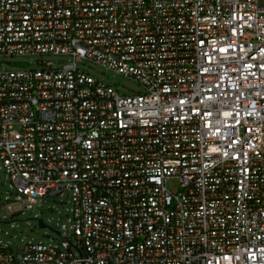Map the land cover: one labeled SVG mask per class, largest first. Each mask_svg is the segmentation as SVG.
<instances>
[{
    "label": "built area",
    "instance_id": "1",
    "mask_svg": "<svg viewBox=\"0 0 264 264\" xmlns=\"http://www.w3.org/2000/svg\"><path fill=\"white\" fill-rule=\"evenodd\" d=\"M4 57L0 176L65 220L0 264H264V0H0Z\"/></svg>",
    "mask_w": 264,
    "mask_h": 264
},
{
    "label": "rangeland",
    "instance_id": "2",
    "mask_svg": "<svg viewBox=\"0 0 264 264\" xmlns=\"http://www.w3.org/2000/svg\"><path fill=\"white\" fill-rule=\"evenodd\" d=\"M52 59V58H49ZM32 58L12 57L0 58V69L17 70L21 68H35ZM80 68L91 77L113 86L119 93L131 96L140 94L143 88L135 81L123 78L99 65L84 62ZM166 186L171 192L178 190L176 180H168ZM8 197V201H5ZM25 199L17 195L8 187L4 175L0 176V236L7 240L15 255L20 254L21 243L32 242L56 244L59 240L57 232L65 220L64 208L56 197L38 199L34 205H28ZM37 220L46 226L40 228ZM6 233L7 236H4Z\"/></svg>",
    "mask_w": 264,
    "mask_h": 264
},
{
    "label": "water",
    "instance_id": "3",
    "mask_svg": "<svg viewBox=\"0 0 264 264\" xmlns=\"http://www.w3.org/2000/svg\"><path fill=\"white\" fill-rule=\"evenodd\" d=\"M37 223L39 225L40 228H45L46 226L42 223L41 220H37Z\"/></svg>",
    "mask_w": 264,
    "mask_h": 264
}]
</instances>
